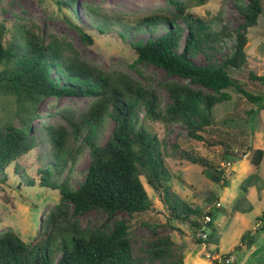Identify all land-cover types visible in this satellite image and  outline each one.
<instances>
[{
    "label": "rangeland",
    "instance_id": "1",
    "mask_svg": "<svg viewBox=\"0 0 264 264\" xmlns=\"http://www.w3.org/2000/svg\"><path fill=\"white\" fill-rule=\"evenodd\" d=\"M0 0V41L18 43V34L31 30L48 41L56 36L70 42L80 60L104 72L121 71L137 80L143 87L154 89L158 96L155 118L145 116L146 107L138 110L142 126L155 134L167 167L171 190L188 205L202 210V221L207 211L214 213L212 226L217 244H196L190 228L169 220L165 205L141 175L144 188L154 205L153 211L129 215L118 211L112 216L100 209H90L82 215L59 219L58 227L69 228L74 222L80 229L111 232L117 221L129 226V239L136 255L145 256L153 239L169 235L176 246L182 247L185 264H218L228 255L232 264H264V110L249 103L233 89L217 94L199 84L177 75H169L163 68L151 63H136V53L130 42L144 39L148 32L126 29L124 23L136 21L147 15H164L181 28L179 46L186 37L185 13L201 17L215 35L214 50L203 49L193 57L197 64L216 61L233 51L237 28L244 18L237 6L245 0ZM264 3V0H263ZM79 28L90 37H81ZM163 29L159 27L155 34ZM122 34V35H121ZM247 63L240 70L229 69L242 87L264 98V82L248 79V71L264 76V13L258 24L251 27L245 47ZM177 83L190 87L198 96L214 95L209 124L193 130L181 120L166 118L165 111L171 102L167 84ZM95 97L47 96L37 104V114L31 122V134L36 136V146L18 157L4 169L0 179V232L11 229L23 241H32L41 229V222L59 203L58 189L39 184L38 170L54 161L53 148L45 134L46 126H63L68 131L66 142L70 160L65 170L53 178L68 180L77 188L84 178L90 161V150L85 141L71 133L74 123H80L84 112ZM263 102V101H262ZM252 110L248 113V110ZM24 106L10 95H0V126L22 124ZM197 122L200 121L197 119ZM114 123L105 116L95 129L93 142L103 145L110 136ZM196 131L209 141L222 144L207 145L193 137ZM82 137L88 133L81 131ZM260 148L263 157L259 166L249 161L248 150ZM245 152H247L245 154ZM197 153L226 173L228 185L220 187L202 173V166L189 161ZM236 155L233 161L231 156ZM228 163L230 165H228ZM15 164L18 170H15ZM34 184L28 186L27 180ZM250 179V182L245 179ZM220 203V206H217ZM248 206L245 212L234 211V205ZM259 217V219H257ZM257 229V230H255ZM246 230L250 235L246 243L238 246ZM208 233L209 230L205 229ZM217 250V252H216ZM211 253L210 258L205 253Z\"/></svg>",
    "mask_w": 264,
    "mask_h": 264
},
{
    "label": "trees",
    "instance_id": "2",
    "mask_svg": "<svg viewBox=\"0 0 264 264\" xmlns=\"http://www.w3.org/2000/svg\"><path fill=\"white\" fill-rule=\"evenodd\" d=\"M168 1L177 4L175 0ZM245 2L237 6L244 21L237 28L233 51L220 63L197 64L193 61L202 49L214 50L215 35L201 17L190 12L183 15L187 32L182 47L179 46L182 30L171 17L147 15L124 23L126 29L148 32L144 39L130 42L137 56L136 63L158 65L169 75L189 79L217 94L227 96L225 90L233 89L249 103H259L258 109L264 110V98L245 90L228 71L240 70L247 63L245 47L249 29L258 24L264 13L263 0ZM159 27L163 30L155 34ZM81 30L79 28L82 39L90 41ZM17 38L16 44L6 45L0 41V95H10L24 106L20 127L11 123L0 126V179L10 163L36 146V136L30 132L31 122L42 98L73 95L96 99L84 112L80 123L71 127L73 137L85 141L90 150L89 164L77 188H73L66 178L60 182L53 178L65 170L70 161L65 156L68 131L63 126L45 127L54 161L37 171L39 184L58 189L60 200L43 219L40 232L32 241H23L11 229L0 232V264H185L182 247L176 246L169 235L153 239L143 257L133 252L128 237L129 226L123 221H117L111 232L80 229L76 222L69 228L57 225L59 219L68 214L77 217L90 209H100L109 216L118 211L129 215L153 211L154 205L141 175L165 205L169 220L188 226L194 235L208 229L205 238L194 236L195 243L217 244L212 226L214 213L207 211L211 221L204 223L199 220L201 209L175 195L168 184V170L156 136L139 123L138 110L143 106L146 107L145 116L155 118L157 92L143 87L124 72L107 73L92 67L80 60L70 42L56 36L45 41L33 31L23 29ZM248 79L264 82V76L255 75L251 70ZM167 88L171 102L165 111L166 118L181 120L193 130L202 128V123L209 124L212 106L217 100L214 95L198 96L190 87L177 83L167 84ZM105 116L112 119L114 126L105 143L99 145L93 142L92 136ZM84 129L88 133L82 137ZM190 134L209 146L222 144L211 142L196 131ZM247 152L250 163L259 166L262 149L252 148ZM231 158L233 161L242 159H235L236 155ZM189 161L202 166L203 175L211 182L220 187L228 185L224 170L203 156L193 153ZM17 167L15 164L14 169L19 171ZM245 181L250 182V179ZM26 184L31 186L34 180L30 178ZM248 209L247 205H234L237 212ZM263 216L264 211L261 218ZM250 233V230L242 233L237 247L246 243ZM218 257L221 260L222 257Z\"/></svg>",
    "mask_w": 264,
    "mask_h": 264
},
{
    "label": "built area",
    "instance_id": "3",
    "mask_svg": "<svg viewBox=\"0 0 264 264\" xmlns=\"http://www.w3.org/2000/svg\"><path fill=\"white\" fill-rule=\"evenodd\" d=\"M228 165H230V164L228 163ZM217 206H220V203H217ZM202 221H203L204 223L210 222V221H211V217H210V215L206 214V215L203 217ZM207 234H208V233L204 230V231H200V232L198 233V236H200V237H202V238H205V237L207 236ZM210 256H211V253H209V252L205 253V257H206V258H210ZM227 262H228V263H232V259H231V260H228V259H227ZM219 264H222L221 261L219 262Z\"/></svg>",
    "mask_w": 264,
    "mask_h": 264
},
{
    "label": "water",
    "instance_id": "4",
    "mask_svg": "<svg viewBox=\"0 0 264 264\" xmlns=\"http://www.w3.org/2000/svg\"><path fill=\"white\" fill-rule=\"evenodd\" d=\"M221 263L222 264H232V263H228L227 258H225V257L221 258Z\"/></svg>",
    "mask_w": 264,
    "mask_h": 264
},
{
    "label": "crops",
    "instance_id": "5",
    "mask_svg": "<svg viewBox=\"0 0 264 264\" xmlns=\"http://www.w3.org/2000/svg\"><path fill=\"white\" fill-rule=\"evenodd\" d=\"M257 148V147H256ZM260 165V164H259Z\"/></svg>",
    "mask_w": 264,
    "mask_h": 264
}]
</instances>
